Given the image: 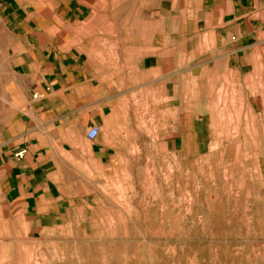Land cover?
I'll use <instances>...</instances> for the list:
<instances>
[{
	"label": "crops",
	"instance_id": "1",
	"mask_svg": "<svg viewBox=\"0 0 264 264\" xmlns=\"http://www.w3.org/2000/svg\"><path fill=\"white\" fill-rule=\"evenodd\" d=\"M143 9L110 31L88 27V15L60 31L34 28L17 0H0V198L33 229L87 219L123 156L131 110L158 116L169 148L170 112L193 101L188 76L250 71L263 52L264 0Z\"/></svg>",
	"mask_w": 264,
	"mask_h": 264
},
{
	"label": "rangeland",
	"instance_id": "2",
	"mask_svg": "<svg viewBox=\"0 0 264 264\" xmlns=\"http://www.w3.org/2000/svg\"><path fill=\"white\" fill-rule=\"evenodd\" d=\"M153 1L17 0L34 28L60 31L86 15L110 31ZM188 84L169 148L158 116L130 111L87 219L36 230L0 198V264H264V49L250 71L199 70Z\"/></svg>",
	"mask_w": 264,
	"mask_h": 264
},
{
	"label": "built area",
	"instance_id": "3",
	"mask_svg": "<svg viewBox=\"0 0 264 264\" xmlns=\"http://www.w3.org/2000/svg\"><path fill=\"white\" fill-rule=\"evenodd\" d=\"M38 95H35V97H37ZM99 134V129L97 127H92L89 129V131L87 132V139L90 141L95 140L98 137ZM23 154V152L18 153V157H21Z\"/></svg>",
	"mask_w": 264,
	"mask_h": 264
}]
</instances>
